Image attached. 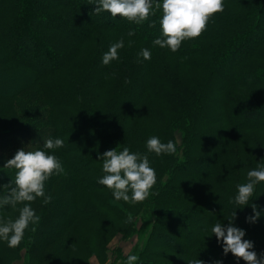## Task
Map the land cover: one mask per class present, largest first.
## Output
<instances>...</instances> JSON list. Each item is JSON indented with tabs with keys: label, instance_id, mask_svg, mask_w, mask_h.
<instances>
[{
	"label": "trees",
	"instance_id": "trees-1",
	"mask_svg": "<svg viewBox=\"0 0 264 264\" xmlns=\"http://www.w3.org/2000/svg\"><path fill=\"white\" fill-rule=\"evenodd\" d=\"M79 3L88 6L86 16L98 6V0H0V186L13 181L16 170L4 165L21 149L54 154L64 169L45 183L52 201L31 205L39 223L14 248L0 241V264H91L93 258L126 264L128 255L139 257L136 264H246L208 237L216 223L228 226L234 210L243 239L264 256V181L248 205L236 209L233 202L248 171L264 167V0H224L206 30L176 52L153 44L162 38L153 34L162 10L147 24L109 20L105 11L89 20ZM64 22L78 30L64 33ZM37 39L57 52L54 64L30 62L35 53L27 42ZM120 39L119 58L104 65L103 55ZM153 136L173 141L176 152H148ZM48 138H61L64 146L43 149ZM125 147L148 155L156 172L150 190L156 194L143 202L113 203L112 190L98 183L103 154ZM252 205L260 212L254 222ZM129 212L133 220L126 223ZM18 215L0 207V219ZM118 236L140 239L127 255L109 252Z\"/></svg>",
	"mask_w": 264,
	"mask_h": 264
},
{
	"label": "clouds",
	"instance_id": "clouds-1",
	"mask_svg": "<svg viewBox=\"0 0 264 264\" xmlns=\"http://www.w3.org/2000/svg\"><path fill=\"white\" fill-rule=\"evenodd\" d=\"M97 5L95 9L97 13L107 11L113 18L119 16L137 24L146 21L155 10H162L160 20L162 38L155 39L153 44L160 48L167 47L172 52L180 48L182 41L198 38L206 30L209 19L224 10V0H162V3L159 0H98ZM128 35L132 36L134 32L130 31ZM123 47V39L112 44L109 51L103 55V64L108 65L118 59V49ZM140 55L145 60L151 58L148 49H142ZM63 146V139L48 138L43 149L54 150ZM146 146L148 152L156 155L174 154L177 150L173 141L164 143L156 136L149 138ZM101 159L105 175L98 183L112 190L113 203L124 201L135 204L145 201L150 194H156L150 191L156 184V172L149 166L148 155L132 153L125 147L122 151L116 149L106 151ZM4 168L16 171L10 184L0 186L3 187V192L0 193V207L11 206L19 215L16 218L0 219V241L14 248L20 244L30 225H36L40 221V217L31 206L32 203L37 198H42L45 205L52 201V197L46 195L45 183L53 174L63 173L64 169L54 154L42 149L18 150L14 157L6 162ZM247 178V183L237 186L238 194L233 201L239 206L236 209H242L250 203L255 185L264 181V167L248 171ZM129 191L131 196L128 194ZM252 208L254 215L248 218L250 222L260 217L257 206L252 205ZM235 218L236 210L228 219L227 227L222 223H216L211 227L212 234L208 237L215 235L218 242H223L225 256L231 252L237 260L242 259L246 264H264V256L258 258L256 252L251 250L253 243L243 239L245 231L234 225ZM132 220V213H127L125 222L131 223ZM138 259L137 255H128L126 264H136ZM188 264H203V261L194 259L188 261ZM216 264H220V261Z\"/></svg>",
	"mask_w": 264,
	"mask_h": 264
},
{
	"label": "rangeland",
	"instance_id": "rangeland-1",
	"mask_svg": "<svg viewBox=\"0 0 264 264\" xmlns=\"http://www.w3.org/2000/svg\"><path fill=\"white\" fill-rule=\"evenodd\" d=\"M37 4L40 3V1L42 0H34ZM78 8H79V12L81 13V15L86 18V19H95L96 18V13L95 11H92V14L90 13V15L86 16V10L88 9V6L85 4H78ZM105 15L106 17L109 19V16L111 15L109 12L105 11ZM150 18V17H149ZM157 19L158 17H151V19ZM39 20V19H38ZM111 20V19H109ZM40 22L42 23H47V21L45 20H40ZM144 24H147L146 22H144ZM62 30L64 33H70V32H74L77 29V26L75 24H72L71 22H64L62 25ZM158 29V28H157ZM155 29V31L153 32V34H157V32H161V27H159V29L157 30ZM78 30V29H77ZM253 34L251 35V39L253 40L255 38V33L256 32H252ZM29 34V32H28ZM26 35L28 39H32L30 38V34ZM262 34V33H261ZM32 40H30V42H27L28 45L26 46V48L30 51H32L33 53H35V56H29V60L31 63L37 64L39 67H43L44 65L47 64H54L56 62V55L57 52H52V50L48 47H46L41 41L37 40H33L34 42L31 43ZM28 52V51H26ZM31 52V54H32ZM52 53H55L52 55ZM232 54H235L234 52ZM15 55L20 58L23 57L24 55L23 53H18L16 52ZM256 76V75H255ZM140 239V238H139ZM139 239L137 237L133 238L132 240H128V241H124L122 239H120V237H116L114 238L110 245H109V252L111 251H115V249H120L124 255H127L128 253H130L134 247L137 245V243L139 242ZM110 255V253H109ZM91 264H99L96 259H91Z\"/></svg>",
	"mask_w": 264,
	"mask_h": 264
}]
</instances>
